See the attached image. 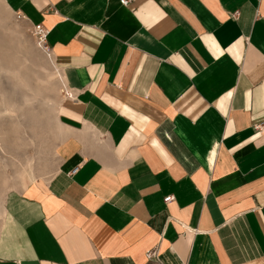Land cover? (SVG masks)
I'll use <instances>...</instances> for the list:
<instances>
[{
    "label": "crops",
    "instance_id": "crops-1",
    "mask_svg": "<svg viewBox=\"0 0 264 264\" xmlns=\"http://www.w3.org/2000/svg\"><path fill=\"white\" fill-rule=\"evenodd\" d=\"M4 1L69 96L0 264H264V0Z\"/></svg>",
    "mask_w": 264,
    "mask_h": 264
},
{
    "label": "rangeland",
    "instance_id": "rangeland-1",
    "mask_svg": "<svg viewBox=\"0 0 264 264\" xmlns=\"http://www.w3.org/2000/svg\"><path fill=\"white\" fill-rule=\"evenodd\" d=\"M65 92L31 26L0 0V223L10 194L47 181L58 166L57 111Z\"/></svg>",
    "mask_w": 264,
    "mask_h": 264
},
{
    "label": "built area",
    "instance_id": "built-area-1",
    "mask_svg": "<svg viewBox=\"0 0 264 264\" xmlns=\"http://www.w3.org/2000/svg\"><path fill=\"white\" fill-rule=\"evenodd\" d=\"M130 1L132 0H118V3L122 6H125L127 3H129ZM16 18L17 19H23L20 15L18 14H15ZM31 29H32V34H33V37L34 39L36 40V43L38 45V47L44 52V53H48L47 51V47L45 45V38H46V30L44 28H42L39 24L37 25H32L31 26ZM65 96H69L68 95V92H65ZM253 128L257 131L259 130H264V123L263 124H257L255 126H253ZM75 170H73L72 172H74ZM172 199V196H165L163 198V203H167L169 201H171ZM154 254L153 252L149 253L147 252L146 253V258H149V257H152Z\"/></svg>",
    "mask_w": 264,
    "mask_h": 264
}]
</instances>
